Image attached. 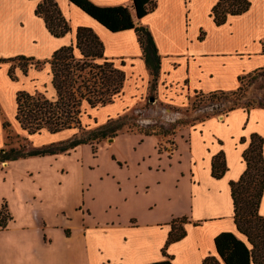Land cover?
<instances>
[{
	"label": "crops",
	"instance_id": "crops-1",
	"mask_svg": "<svg viewBox=\"0 0 264 264\" xmlns=\"http://www.w3.org/2000/svg\"><path fill=\"white\" fill-rule=\"evenodd\" d=\"M39 1L0 0V57L49 58L75 41L79 26H87L103 41L107 58L125 62L123 93L129 96L100 107L106 116H118L136 103L130 75L140 80V96L149 91L151 74L134 29L112 32L70 0H56L72 30L55 37L35 14ZM91 1L127 5L135 22L150 29L161 55L157 91L162 101L184 106L196 89L237 88L246 73L248 55L241 53L243 31L236 21L242 15L217 26L210 12L218 0H158L155 10L140 19L132 0ZM204 29L207 34L200 39ZM256 56H264L263 47ZM215 80L219 85L213 86ZM259 112L264 108L210 116L179 128L165 147L157 135L124 131L95 146L0 163L3 175L16 174L11 195L0 199L12 216L6 228L0 227V264H151L168 256L174 264H203L209 255L225 264L215 237L233 232L246 241L235 223L230 184L247 168L243 152L250 135L264 137ZM83 145L98 158L96 177L87 182L72 178L62 162ZM220 152L228 168L215 178L212 160ZM259 213L264 216V197ZM182 216L189 220L187 235L170 243L164 255L171 221Z\"/></svg>",
	"mask_w": 264,
	"mask_h": 264
},
{
	"label": "trees",
	"instance_id": "trees-1",
	"mask_svg": "<svg viewBox=\"0 0 264 264\" xmlns=\"http://www.w3.org/2000/svg\"><path fill=\"white\" fill-rule=\"evenodd\" d=\"M85 13L96 19L112 32L134 29L142 48L143 59L151 74L150 87L155 89L161 70V55L150 29L139 25L127 5L99 6L91 0H70ZM137 18H142L155 10L158 0H132ZM253 0H218L212 7L210 16L217 26L227 23L230 16L242 15L249 11ZM35 14L43 18L49 32L55 37H62L71 32L68 19L63 15L56 0H41L38 2ZM201 31L199 38L203 39ZM1 62H11L9 76L16 79L14 67L19 65L24 72L28 66L41 67L48 64L51 72V83L55 95L48 98L45 93L35 91H19L16 95L15 119L20 128L28 135L40 134L43 131L58 133L76 129L77 132L70 139L52 142L42 146L20 144L18 147L5 143L0 149V163L17 160L28 156H43L69 152L78 145L97 143L107 138H113L119 133L133 131L132 125L138 118L127 112L117 117L109 118L105 123L96 127L83 124V117L89 109L104 107L113 103L123 94L127 74L123 69L124 60L116 63L105 56V45L99 35L87 26H79L75 32V41L54 51L46 60H35L23 55L1 59ZM239 85L233 90H215L203 92L195 90L193 111L202 106L211 105V113L206 112L199 121H204L219 112L225 114L243 108L250 112L254 108H264V93L260 96L251 93L252 84L261 80L264 82V66L246 72L239 76ZM264 89V85H260ZM246 100V101H243ZM225 105L219 109L221 105ZM3 128L7 131L10 122L3 121ZM157 124H142L138 132L144 135H160ZM162 127V126H161ZM246 138L242 137L241 142ZM7 146V147H6ZM264 137L258 133L250 135L248 147L243 152L247 168L237 181L231 182V193L234 202L235 223L238 231L246 237L240 239L233 232H221L215 237L217 252L225 264H264V216L259 213V207L264 194ZM225 154L220 152L213 157L212 175L221 178L227 171ZM5 212V214H4ZM12 219L8 212L7 203L0 207V227L6 228ZM189 222L186 216L174 218L168 234L165 247L187 235L184 224ZM107 264V263H105ZM151 264H174L170 256L164 260ZM203 264H221L213 255L204 258Z\"/></svg>",
	"mask_w": 264,
	"mask_h": 264
},
{
	"label": "rangeland",
	"instance_id": "rangeland-1",
	"mask_svg": "<svg viewBox=\"0 0 264 264\" xmlns=\"http://www.w3.org/2000/svg\"><path fill=\"white\" fill-rule=\"evenodd\" d=\"M236 21H238V25L241 26L240 30L243 31L242 40L244 42L242 43L244 44V47L241 53L248 55L245 58L243 64L244 66H247L246 72L263 67L264 63L262 64V62H264V56L256 55H260L262 47L264 51V0H253L249 11L238 17ZM234 25L236 26L237 22H234ZM202 31L207 34V30L204 29ZM212 34L218 35L217 33ZM225 36L229 37V34L227 33ZM212 39H214V35L212 36ZM20 55L33 57L35 60L41 61L50 58H36L34 56L17 54L14 56L0 57V60ZM11 66V62L0 61V149L5 147V143L8 144V147H18L20 144H26L29 146H42L52 142H59L72 138L77 132L76 129L65 130L53 134L49 133L48 131H43L40 134L28 135L20 128L15 119L17 93L19 91H26L30 93L39 91L45 93L48 98H51L55 95V92L51 83L52 76L50 72V66L48 64L42 65L41 67L28 66L26 72H24L21 66L17 65L14 67L16 79H12L9 76V69ZM130 78L132 84L131 96L136 97V103L125 112L138 118L136 121H131V123H137V125H132V129L133 131H138L139 125L147 123L157 124V129H160L162 132V134L157 136L163 139V142H161L163 147L172 145L171 137L178 131L179 128L194 125L199 121V119L205 116L206 112L211 113L212 111L213 106L211 105L202 106L200 109L193 111L192 103L196 99L194 93L189 95L190 100L184 106H177L165 102L164 100L162 101L159 97L157 87L155 89H151L149 86V91L140 96V92L136 89L140 85L139 78L135 77L134 75H130ZM135 83L138 84V86H135ZM217 85H219V82L215 80L213 86ZM260 85H264V82L258 80L252 84L249 91L261 96L264 93V89H260ZM233 89L215 88L209 91L202 89L196 90L210 92L215 90ZM128 96L129 94L127 95L124 92L117 98V100L126 101ZM151 98H154V101H151ZM224 106V104L221 105L219 109H222ZM224 114V112H219L217 115ZM256 115L260 125L263 124L264 112H259ZM108 119V116H106V110L101 108L89 109L87 114H85L83 117V124L90 127H96L105 123ZM4 120L10 122V127L8 129V133L10 134L9 139L7 138V131L4 130L2 125ZM127 130L128 127L126 126L124 131ZM97 156H100V154L98 153ZM97 161L98 158L92 155L90 146L83 145L79 150L73 152L70 156L64 157L62 162L65 167L70 170L72 178L78 181L87 182L94 180L96 177L97 172L96 168L94 169V167H96ZM15 177L16 174L14 172H11L10 176H8L7 172L3 175L0 171V199L3 196L6 197L11 195L12 184ZM3 203L4 202H2L1 205H3Z\"/></svg>",
	"mask_w": 264,
	"mask_h": 264
},
{
	"label": "water",
	"instance_id": "water-1",
	"mask_svg": "<svg viewBox=\"0 0 264 264\" xmlns=\"http://www.w3.org/2000/svg\"><path fill=\"white\" fill-rule=\"evenodd\" d=\"M151 101H154V98H151ZM110 139H112V138H110Z\"/></svg>",
	"mask_w": 264,
	"mask_h": 264
}]
</instances>
